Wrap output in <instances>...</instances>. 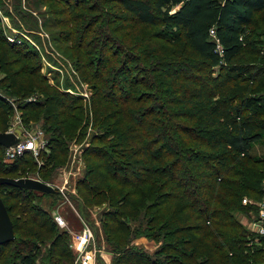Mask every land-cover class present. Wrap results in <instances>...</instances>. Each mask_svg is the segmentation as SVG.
I'll return each mask as SVG.
<instances>
[{"label":"trees","instance_id":"16d2710c","mask_svg":"<svg viewBox=\"0 0 264 264\" xmlns=\"http://www.w3.org/2000/svg\"><path fill=\"white\" fill-rule=\"evenodd\" d=\"M105 2L117 7L107 25L131 22L132 27L149 29L146 36L128 41L133 49L141 46L139 52L145 58L157 52H149L145 42L160 41L166 51L170 48V58L165 56L158 64L164 72L174 71L178 88L168 93L180 96L167 100L177 106L176 110H161L146 104L151 100L149 94L138 92L140 87H147L144 82L128 73L123 78L117 71L102 73L113 61L105 51L111 40L107 33H101L94 46L88 42L85 25L91 18L84 26L74 24L64 39L75 51L74 63L81 68V80L91 86L92 94L85 104L93 126L108 134L112 129L117 133L110 142H104L100 134L98 140L106 146L93 142L95 146L84 151L86 171L75 187L86 205L106 202L115 208L104 212L100 222L111 246V264H263L264 237L250 233L235 213L251 209L240 201L261 195L259 184L264 177V156L250 154L251 145L264 138V68L237 62L244 52L258 55L261 51L247 38L254 16L264 12V0ZM211 29L217 44L209 35ZM7 45L9 54H0V64L5 66L9 55L22 54L14 44ZM118 52L126 57L121 64L132 60H126L131 57L126 49L115 54ZM36 72L33 66L29 73L33 78L27 86L40 92L42 99L25 103L21 109L28 111L27 120L38 119L41 114L50 123L47 131L54 136L43 160L63 164L67 157L65 141L81 130L82 102L78 96L51 87L44 77L34 76ZM24 73L25 68L20 74ZM159 99L155 97L153 102ZM9 111L0 100V132L7 128ZM111 119H116L115 128ZM18 159L7 169L0 167V177L31 164L27 157ZM32 193L0 186V199L15 236L0 244L2 255L12 247L4 264H35L44 244L48 247L39 264H72L69 231L59 230L55 220L32 203ZM137 219L136 228L130 229L134 222H129ZM18 231L21 238L16 235ZM142 235L162 242L158 254L153 255H163V259L131 244Z\"/></svg>","mask_w":264,"mask_h":264},{"label":"rangeland","instance_id":"374dc122","mask_svg":"<svg viewBox=\"0 0 264 264\" xmlns=\"http://www.w3.org/2000/svg\"><path fill=\"white\" fill-rule=\"evenodd\" d=\"M75 1L70 0L66 5L63 1L54 0H0V54L3 51L9 54L8 48L10 47L7 44H14L13 46H17V50L20 49L22 52V54H14L12 57L9 55L11 59L6 66L0 64V82H2L0 100L10 108L6 119L7 128L3 132H10L15 136L16 142L11 145L12 147L29 138L34 140L33 149L23 152L20 156L8 157L6 152L9 148L0 147V167L7 169L18 158L27 157L30 160V165H20L17 171L3 173L6 174L3 176L12 179H36L55 191L51 194L33 191L32 203L46 211L53 220L60 217L64 222V226L57 224V227L61 231L66 229L69 231L67 244H69L74 257L72 264H111V246L106 241L100 222L104 212L113 211L115 208L106 202L98 205L97 203L86 205L75 187L85 175L84 151L92 144L95 146L93 142H97L98 146H106L98 140L101 137L100 134L104 142H110L117 133L115 129H112V134H108L107 131H104L105 129L93 126L91 113H87V104H85V101L91 97L92 89L89 83L81 80V76H83L81 68L74 63L73 54L75 51L70 47L71 44L64 39L68 37L74 24L84 26L88 18H91L90 22L85 25L88 27L85 33L88 42L94 46L101 33H107L111 40V42L106 43L105 51L108 50L106 55L108 59L113 61L102 73L117 71L119 78H123L128 73V76L131 74L134 79L144 82L148 88L142 86L137 89L138 92L149 94L151 100L147 101L146 104L152 106L154 104L161 110L169 112L176 110L177 106L168 103L167 100H172L168 99L169 97L180 98V96L168 93L169 90L178 88V85L173 81L174 71L166 70L164 72L161 69L162 66L158 64V61L160 62L165 56L167 59L170 58L168 56L170 48L166 51V46L160 41H153L151 44L145 42L144 44L150 47L149 52L157 51L155 54L151 53L149 58H145L139 52L141 46L133 49L128 41L136 40L140 35L146 36L149 29L144 30L141 26L132 27L131 22L116 23L114 21L112 25H107L109 15L117 11L114 3L108 5L105 0H80L76 3ZM90 7H93L94 10L89 11L88 8ZM62 10L66 11L61 13ZM73 17L74 22L70 19ZM113 27L116 31L113 30ZM129 28L131 29L129 30ZM248 29L247 41L256 43V48L261 51L258 52V55L244 52L238 57L237 62L252 63L258 68H264V12L254 16L253 23ZM127 34H129L128 38H126ZM116 45L119 47L118 49H116ZM121 48L123 51L126 49L127 55L131 56L126 60L132 59L130 62L126 61V66L121 64V61L126 58L123 57V53L115 54ZM163 51L167 55H164ZM9 56L6 55V61ZM33 66L38 69V73H34V76L38 74L44 77L51 87L78 96L82 102L81 109L84 111V119L81 130L74 138L65 141L67 157L63 164H58L56 161L54 164H46L43 160L44 155L49 153L48 142L54 136L51 130L47 131L50 123H46L41 114L38 119L27 120L28 117L25 113L28 111L21 109L25 103L39 102L42 99L40 92L34 88L30 90L27 86V81L33 78L32 75H29ZM124 66L125 70L122 72L121 69ZM23 68H25V73L20 74ZM88 70H93V68ZM125 87L127 86L125 85ZM19 90L20 92H18ZM155 97L161 99L153 102ZM30 116L32 117L33 114ZM111 120V124L115 128L116 119ZM191 124H195V121ZM0 130H2L1 124ZM261 140L253 148V153L256 156L264 154V138ZM263 180L264 177L260 181L259 189L262 187ZM260 196L257 194L255 197H243L240 201L243 206H251L249 211L235 213L237 220L241 224L243 223L242 225L246 229L255 212L254 208L256 209L253 202L260 199ZM245 201L247 203H244ZM129 223H133L129 227L134 230L138 219ZM86 227L91 230V238L87 245L81 249L83 252L79 253L81 251L78 249V242L74 241V235ZM16 235L21 238L20 231ZM131 244L138 246L145 253L153 255L158 254L162 242L159 239L142 235L132 240ZM47 247L46 244L40 247L35 258V264H39L40 256L41 258L44 256ZM11 248L9 246L3 255L0 254V264H4L5 260L9 258ZM153 256L160 259L164 258L163 255ZM84 258L85 262L83 263Z\"/></svg>","mask_w":264,"mask_h":264},{"label":"built area","instance_id":"2783aa9c","mask_svg":"<svg viewBox=\"0 0 264 264\" xmlns=\"http://www.w3.org/2000/svg\"><path fill=\"white\" fill-rule=\"evenodd\" d=\"M209 35L213 38V40L217 44V39L212 29L210 30ZM217 49L219 50V47H217ZM32 140L29 138L19 144H16L14 147L12 146L7 147V149L8 148L9 149L6 152V155L8 157L20 156L23 152L33 149L34 140L33 141ZM244 203L247 202L245 201ZM253 204L255 205L256 209H255V213L252 215V218L248 222L247 230L258 237H264V180L262 182L260 199L254 201ZM55 220L58 225L64 226V222L60 217L55 218ZM90 238H91V230L88 227L82 229L81 231L77 232V234L74 235V241L78 242V249L81 251L79 253L83 252L81 249L83 248V246L85 247L87 245ZM82 262L83 263L85 262V258Z\"/></svg>","mask_w":264,"mask_h":264},{"label":"water","instance_id":"95a60500","mask_svg":"<svg viewBox=\"0 0 264 264\" xmlns=\"http://www.w3.org/2000/svg\"><path fill=\"white\" fill-rule=\"evenodd\" d=\"M16 142L15 136L8 132H0V146L7 148ZM9 185L13 187L23 188L30 191H38L41 193L51 194L55 191L42 183L39 180L32 178H5L0 177V186ZM14 233L11 220L7 214V211L0 199V244L8 243L14 240Z\"/></svg>","mask_w":264,"mask_h":264},{"label":"crops","instance_id":"0c3cea01","mask_svg":"<svg viewBox=\"0 0 264 264\" xmlns=\"http://www.w3.org/2000/svg\"><path fill=\"white\" fill-rule=\"evenodd\" d=\"M262 141V140H261ZM260 140L259 141H257V142H255V143H253L252 145H251V148H250V154H251V156H254V157H257V158H260V157H262L263 155H261V156H256L254 153H253V148H254V145L256 144V143H258V142H261ZM243 224V223H242ZM109 258V257H108ZM104 259V258H103ZM105 260V259H104ZM106 261V260H105Z\"/></svg>","mask_w":264,"mask_h":264}]
</instances>
